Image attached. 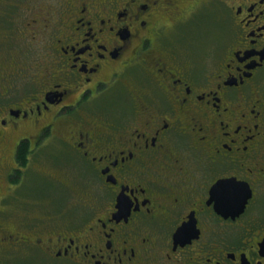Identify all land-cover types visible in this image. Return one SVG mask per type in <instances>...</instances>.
Instances as JSON below:
<instances>
[{"label":"flooded vegetation","instance_id":"1","mask_svg":"<svg viewBox=\"0 0 264 264\" xmlns=\"http://www.w3.org/2000/svg\"><path fill=\"white\" fill-rule=\"evenodd\" d=\"M205 2L64 0L47 9L52 18L28 16V35V22L38 24L30 49L39 48L52 71L34 91L21 88V98L2 89L0 124L11 122L26 134L12 157L0 130V170L19 191L0 195V217L20 206L26 227L0 220V244L41 254L38 264H264V0ZM201 14L217 22L204 36ZM30 49L16 53L13 75H26ZM6 65L0 53V66ZM102 93L93 109L112 122L90 112L68 120L84 111L78 103ZM56 104L62 107L51 119ZM45 114L54 133L65 123L71 141L55 142L72 165L89 161L99 177L97 195L70 207V214L82 215H32L26 207L39 203L32 201L38 193L63 202L55 210L68 200L48 186L33 187L34 177L17 186L30 153L42 146L37 123ZM122 115L129 125H121ZM25 119L37 133H29L34 125ZM22 140L28 151L19 161ZM224 181L230 191L220 198Z\"/></svg>","mask_w":264,"mask_h":264},{"label":"rangeland","instance_id":"2","mask_svg":"<svg viewBox=\"0 0 264 264\" xmlns=\"http://www.w3.org/2000/svg\"><path fill=\"white\" fill-rule=\"evenodd\" d=\"M205 5H209L210 3H207L209 0H205ZM51 3H55V0H0V10H3L5 6L9 9H14V11L11 13V15L8 18V26L9 27H4L2 28L0 33V53L2 54V57H5V61L7 62L6 67L0 66V104L1 103H7L5 98L7 97L4 96L3 90L5 88H8L12 92H17L18 97L21 98L22 95H24V91L21 89L23 87L29 86L27 91H34L33 86L35 87L38 86L37 82H41L43 80L48 81L50 78L48 76V71H52V67H49V63L47 59H44L41 56L40 49L38 48L37 52L32 53V50L30 49V45H32V38H37L38 35L37 33H34V29L37 28V25L31 24L29 21V29L30 33L28 35L27 29H26V21L31 19V18H38V20L44 21L47 16V18H52V14L47 12V6ZM204 5V7H206ZM11 11V10H10ZM204 12L209 13V9L206 8ZM203 12V13H204ZM226 13H223L225 15ZM203 15V14H201ZM213 14L203 15V19L206 20L207 23H205L202 31V36H204L205 33V28L208 31L211 30L212 26H216L217 22L216 20L212 21L210 18H212ZM28 16L30 18L28 19ZM5 17V16H4ZM223 19V18H222ZM2 24L3 20L0 18ZM6 22V23H7ZM222 24H224L225 27V20H223ZM25 31L26 36L23 35L22 33ZM38 45V43L34 44ZM30 49V52L27 57L28 60L24 59L23 63L27 64V69H26V75L20 74V75H13L12 72L14 71V68L17 67V61L13 60L16 53L20 51L21 49ZM38 63L35 65V63ZM13 69L11 72H8L9 70ZM7 70V71H6ZM132 74V73H131ZM127 75V74H126ZM136 78L138 79L141 74L138 72L137 74L135 73ZM131 78H135L134 76L127 75ZM22 77V78H21ZM37 78V81L36 79ZM140 79V78H139ZM138 79V81H139ZM30 81H32L30 83ZM30 84V85H29ZM15 87V88H14ZM35 89V88H34ZM54 93H51L48 95V100H51V97H54ZM101 95H104L103 93L94 96L92 102H87L81 101L80 104L82 109L84 110L83 112L80 113H71L67 114L72 115L68 120L70 119H75V118H80V117H85V115L90 112L93 114L94 118L101 123H108L112 122L111 116L112 115H106L105 113H102V109L100 112L98 110H94V106H96V103L99 105L101 104L98 102L100 99L99 97ZM25 96V95H24ZM77 95H73L69 98V100H75ZM117 99L116 101H118ZM56 101V100H55ZM53 101V102H55ZM106 106H109V108H113L111 106V102H107L106 100ZM54 107H59L53 111L51 114V119L52 115L55 113V115H59L61 107L59 104L54 105ZM65 112V109L63 110L61 116L63 117V113ZM48 113V112H47ZM46 113V114H47ZM44 115L42 117V120H40L37 124L39 127L42 129V132L40 135L36 136L38 138H42L40 140L41 142V147L36 146L32 152L30 153L29 157V165L27 166V169L23 172V181L18 183V188L22 189L28 186V184L31 183V178L34 177V179L38 182L36 183L35 181L33 182L32 186L35 188H40L44 186H48L53 190H57L60 192L59 196L60 198L63 197L64 202L68 200V207H63L62 210H55V207L63 205V202H59L57 198H59L58 195H56L55 200L56 202L51 201L49 195L45 193H38L37 195H34L33 202L37 201L39 203H34L30 204L26 208L29 210V212L34 215L36 214H46V213H52L55 214L59 211H62L61 216L68 218L70 216H79L82 215V212H79L75 215L70 214L69 212L72 211L70 207H73V203L78 201H82L83 198L87 197L89 198L90 196H95L97 195V191L94 190V185L99 184V177L96 175V170L93 168L92 165L89 164V161L86 163H81L79 166L77 165H72V163L69 161L70 160V155L64 153L63 151L66 148H62L61 146H57L55 142V138L60 137L63 140L68 139V141H71V137H66L67 133L64 131L66 129L65 123L64 124H58V127L55 129L54 133V125L53 126H47L45 123L46 121L50 120L49 115ZM49 114V113H48ZM125 117L122 115V119ZM31 120V119H30ZM30 120L25 119L24 125H34V128L31 129L29 132L31 133H37V125L35 123H30ZM62 120V119H61ZM37 122L38 120L35 119ZM124 124H121L123 126L129 125V119L126 118L124 119ZM44 122V123H43ZM30 123V124H29ZM11 122L8 123V125H1L0 124V130L5 131V139L7 143L8 140V147H9V153H11L12 157H14V153L16 150V143H17V138L22 136V134H26L25 132L22 131H17L11 128ZM46 125V127H45ZM118 127L115 129L117 130ZM28 131V130H26ZM46 135V136H45ZM55 143V144H54ZM57 144V145H56ZM70 144V143H69ZM66 145V144H65ZM68 145V144H67ZM68 150H73L75 152V147L72 145L67 146ZM7 149V148H6ZM5 149V150H6ZM29 154V153H28ZM12 162V160H10ZM97 167V166H96ZM45 174L50 176L48 178ZM11 175L7 176L6 169L1 168L0 170V195L2 198L7 199V192L12 195H19L18 189L14 186L15 183H13L12 180H9L8 178ZM14 178L20 179L19 176H15ZM53 179V180H52ZM2 212V211H1ZM58 215V216H59ZM24 214L22 213V209L20 206H15L12 211L8 210L7 214L0 217V220L6 222L7 224H11L15 228L18 229H23L25 226L24 224ZM31 232V231H30ZM35 233V232H31ZM36 235V234H35ZM21 250H23V246L19 243L16 242H2L0 244V264H21L22 261L26 260V257L28 259H31V257H39L34 260V264H38L39 260H41L42 256L37 255L33 251L30 250L29 256H27V253L25 252L24 254L21 253ZM56 260H50L48 261L47 264H53L55 263ZM30 264V263H27Z\"/></svg>","mask_w":264,"mask_h":264},{"label":"trees","instance_id":"3","mask_svg":"<svg viewBox=\"0 0 264 264\" xmlns=\"http://www.w3.org/2000/svg\"><path fill=\"white\" fill-rule=\"evenodd\" d=\"M68 1V0H67ZM64 2V0H55V3H51L47 6V9L48 10H52L54 9L55 7H58V5L62 4ZM50 6V7H49ZM11 10V11H10ZM14 11V9H8L7 6H5V8L3 10H0V18L3 20V24L0 20V32L2 30V28L4 27H9L7 24H8V18L9 16L11 15V13ZM13 15V13H12ZM5 16V17H4ZM7 22V23H6ZM0 34H4V33H0ZM57 46H59L58 44H56ZM58 54L57 52L54 53V55ZM57 70V69H56ZM55 70V71H56ZM28 146H27V142L24 140L21 141V147H20V151H19V158L18 160L21 161V159H24L25 157V151L27 150L28 151ZM29 152H27L28 154ZM26 161V159L23 161V163Z\"/></svg>","mask_w":264,"mask_h":264},{"label":"snow or ice","instance_id":"4","mask_svg":"<svg viewBox=\"0 0 264 264\" xmlns=\"http://www.w3.org/2000/svg\"><path fill=\"white\" fill-rule=\"evenodd\" d=\"M4 123H7L6 120H4ZM230 184L231 182L230 181H224L222 182V184L220 186H218L219 188V191H218V196L220 198H224L226 197L228 194H229V191H230Z\"/></svg>","mask_w":264,"mask_h":264}]
</instances>
